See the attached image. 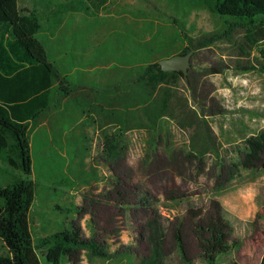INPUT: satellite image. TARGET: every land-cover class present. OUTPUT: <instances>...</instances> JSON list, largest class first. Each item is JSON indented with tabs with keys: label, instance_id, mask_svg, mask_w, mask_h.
I'll return each instance as SVG.
<instances>
[{
	"label": "rangeland",
	"instance_id": "374dc122",
	"mask_svg": "<svg viewBox=\"0 0 264 264\" xmlns=\"http://www.w3.org/2000/svg\"><path fill=\"white\" fill-rule=\"evenodd\" d=\"M68 1L18 0V7L35 6L47 26L50 12ZM40 37L73 88L68 96L54 95L29 126L30 175L0 160V184L17 176L34 183L32 236L78 228L107 256L76 249L61 264H136L146 253L138 204L144 198L168 219L167 264H207L201 245L212 234L230 245L227 253L215 252L221 242L212 246L214 264H256V251L264 248V235L257 237L264 233V172L236 165L245 140L264 131V21L248 28L185 0H105L89 13L65 12L58 28ZM186 47L193 51L191 66L186 78L163 85L169 87L164 113L152 123L129 107L126 156L104 165L101 132L116 124L139 59L152 55V62ZM170 190L180 197L166 199ZM231 190L245 194L244 218L234 213L236 204L229 212L216 198Z\"/></svg>",
	"mask_w": 264,
	"mask_h": 264
},
{
	"label": "trees",
	"instance_id": "16d2710c",
	"mask_svg": "<svg viewBox=\"0 0 264 264\" xmlns=\"http://www.w3.org/2000/svg\"><path fill=\"white\" fill-rule=\"evenodd\" d=\"M104 1L69 0L58 4L47 16L48 24L45 26L35 6L18 7V0H0V160L24 175H30L33 171L30 124H35L49 108L54 95L68 96L73 88L68 76L49 59L40 36L44 31L53 33L65 12L89 13L91 8ZM185 3L248 28L264 21V0H185ZM208 41L205 40V43ZM155 45L157 47L159 43L151 46L153 53ZM144 46V49H137L138 55L147 53L149 43ZM189 50L186 47L181 53ZM161 53L163 55L152 62V55L139 59L141 63L134 71V86L121 96V112L116 124L111 131L101 132L99 157L109 168L112 164L120 163L127 153L124 131L127 117L132 113L128 108H140L147 121L153 123L169 103V87L164 86L170 84L175 76H182L180 72H167L159 68L158 60L168 56V51ZM245 144L246 150L236 166L260 168L264 172V131L248 137ZM113 181L117 182L114 178ZM34 189L32 180L18 176L8 180L5 185L0 184V241L5 247V252L0 253V264H61L63 258L76 249L88 250L99 257L107 256V252L94 239L82 238L78 228L34 238L29 219ZM168 194L166 199L176 200L180 197L173 190ZM138 199L144 213L142 235L146 253L136 264H167L165 246L168 219L147 199ZM219 242L215 252L227 253L230 245L225 244L221 236L215 237V234L211 235L210 241L206 240L201 245V256L207 264H214L209 253L212 246ZM41 255L44 256L43 262ZM185 262L190 264L187 259ZM230 264L244 263L233 261ZM258 264H264V253Z\"/></svg>",
	"mask_w": 264,
	"mask_h": 264
},
{
	"label": "crops",
	"instance_id": "0c3cea01",
	"mask_svg": "<svg viewBox=\"0 0 264 264\" xmlns=\"http://www.w3.org/2000/svg\"><path fill=\"white\" fill-rule=\"evenodd\" d=\"M256 183V182H255ZM254 186V183L253 185ZM255 190V189H253ZM225 193V192H224ZM245 194L243 193V191H239V192H236L235 190L234 191H230L229 193H225V194H222L220 196H217V200L220 202V204L223 206V208L226 210V211H231V208L229 207V205H231V203H234L236 204V206L232 207V209L235 210V214L237 216H239L240 218H244L245 216V210H246V207L249 206L248 205V202L245 204L244 201L246 200L243 196ZM256 195V192H253V196ZM262 204V203H261ZM253 207V208H252ZM250 208L255 210V211H258V204H256L255 202L252 201V205H250ZM254 231H257L256 229H254ZM257 237L259 238L261 235H264L263 231L260 230L257 232ZM258 253V254H257ZM264 253V248L263 250L260 251L259 253V250L256 251V264L259 263L260 261V258L262 256V254ZM255 256V255H254ZM244 262H247V261H242L240 263H244ZM245 264V263H244Z\"/></svg>",
	"mask_w": 264,
	"mask_h": 264
},
{
	"label": "water",
	"instance_id": "95a60500",
	"mask_svg": "<svg viewBox=\"0 0 264 264\" xmlns=\"http://www.w3.org/2000/svg\"><path fill=\"white\" fill-rule=\"evenodd\" d=\"M193 51L189 50L186 53H177L168 57H163L158 60L159 68L162 71L180 72L183 78L187 77L188 70L191 66L190 58Z\"/></svg>",
	"mask_w": 264,
	"mask_h": 264
}]
</instances>
